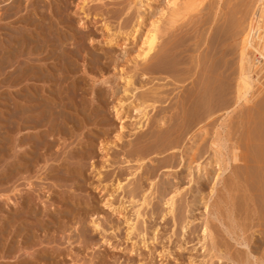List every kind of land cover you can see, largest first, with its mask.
<instances>
[{"label":"rangeland","instance_id":"rangeland-1","mask_svg":"<svg viewBox=\"0 0 264 264\" xmlns=\"http://www.w3.org/2000/svg\"><path fill=\"white\" fill-rule=\"evenodd\" d=\"M32 1H33L32 2L33 6L31 5V3L27 5L26 4L27 1L22 0V3H21L22 12L23 11L29 12V13L32 12L34 4L36 2V4H39L40 7L42 8V9L40 8L39 12L37 10L36 15H35L36 18L39 17L38 14H42L46 18V20L49 21L50 24H53L58 29V31H60L62 34L64 35L66 34V36L68 37H70L71 35V34L69 35V33H72L74 36L76 35V37L71 40L72 41L71 43L66 44L65 48L67 50L68 48L70 49L71 47L72 51L75 49L74 52L76 53L78 50L77 60L75 61V66L77 67L76 68L77 70L73 74H70V75L68 74L66 81L70 80L68 82H70L69 84H71V82H73L74 80L77 81L79 77H82L83 79H85L84 80L85 86L82 89L83 97L85 100H87L86 103L87 102L88 104L92 103L94 106H96L97 104L100 103V101L98 97H94L96 94L91 95V84L94 81V84H95L94 86H97L98 88H100L101 92L103 93L102 97L105 101V103H102L104 104L102 106L103 108L101 107V110L103 111H101L100 114H103L104 117H106L108 121H107V124L86 123L85 126L82 124H78L77 127L74 129L71 125L69 124H68L69 126L66 125L65 126L66 128L69 127L68 128L69 130L67 131L70 132L69 134H71V136H69L68 138L66 137L64 141H62L61 138L59 139L57 137L55 144L57 145V143H59V145L57 146V148L60 146L58 148L59 150H57L56 145H53V149H55L56 151L51 148V150H53L52 153H51V150L45 151V154L44 152L41 153L42 155L41 154H40L41 156L39 155L40 156L39 161L37 159V161L33 162V164L35 163L34 165L30 164L31 166V167L29 166L30 171L29 170L24 171L25 168H22L21 170L24 169L23 171L20 170L19 172H17L15 171V169H12L15 171L14 174L12 171V176L20 175L17 177H11V180L9 181L14 182V183H11V184L9 183L8 185L9 181L2 182L5 184V186H7V189L2 191V189L0 188L1 189L0 193L1 191L2 192L5 191L6 194L8 195L11 194L9 197L14 202L10 200L9 206L7 208L6 205L3 204V200L0 198L1 199L0 206L1 205H3L2 207L5 206L4 208L5 209L7 208V210L8 209L10 210L11 208L13 210H15L14 208L18 209L17 206H18L19 201H23L22 197L24 196V194H28L31 197V198L28 197L29 202L33 200L32 203H29L28 201L25 203V201H23L24 203H19V206L20 204H22L23 210L21 209L22 207H19L18 210L19 211L20 209L21 211L25 210L27 213L28 210L26 209L29 208V211L31 210L32 212L36 210V213H35L36 215L34 214L30 215V217L35 216L32 219L28 216L29 214H32V212L29 213L28 211L29 214L22 216L21 213L23 212L20 211L19 213L18 211L16 213H19V215L21 214V216L20 217L19 215L17 216L20 219L21 217L24 218V220L21 219L22 220L21 221L16 216L15 211L13 212L12 210L11 211L6 210L5 212H3L5 209L0 208L1 210L0 217L3 216L2 218H0L1 221L5 217V214L8 215L7 212H9V215H13V218H12L13 223L12 222L11 223L13 224V226L16 225L15 228L11 226L12 224H10L8 227L6 226L7 228H6L5 233L7 234V236L3 235V238L1 236L0 243H2V246H0V264H9V263L12 264V262L16 264H20L21 260L30 261L33 259L34 261L31 262L32 264H235L234 261H232V258L229 256V253H233L234 250L235 251L237 250V252L240 253L244 257H246V254H247L249 261H253V263L255 262L254 264H264L258 260V257H260L262 253L264 254V209L262 211L260 210L262 209L261 207L262 203L264 205V202H263L264 200L263 199L261 200L260 198L259 200L256 199L258 201L261 200L260 206H258L259 203L257 205V202L255 200L256 205H257V207L255 205L256 209L260 207V209L258 208L259 211L258 210L256 211L255 208L251 207L254 204L251 203L249 197L247 196V193H249V191L247 192L244 190L243 187H241V190H240L241 195H243L246 192L245 193L246 196H244V198L247 197L245 199L250 202V204L249 203L247 204V202L244 199L243 202H245L249 208L245 207V203H243L244 207L246 209L248 208L249 210L247 209L248 210L247 211L244 208V210L241 211L240 209H238V207L236 209L235 208L236 206L234 205L235 206L234 207L233 205H231L232 203L228 201L229 198H226L228 197V195L227 196L225 195L227 191L224 187V185H226L228 180L230 179V173H232L235 170V164H234L235 162L230 161V159L231 160L234 159V157L232 158V156H234L233 149L237 143L240 146L243 145V143H239L240 137H241L240 142L246 141V138L243 139V137H246L245 135H247L246 133L249 131V129L247 128L252 125L251 124L246 128L247 126L246 120L243 121L245 114L247 112V107H249L252 104L256 105L257 109L254 110L255 112L257 110L256 113L254 112V116L256 117L255 122H254L255 130L260 131L261 130L260 127L261 125H263L262 123H264L262 122L263 120L260 118V116L264 114V107H263L264 104L262 106V102L264 103V74H262L264 72V67L262 66L263 61L261 60L259 63L260 65L258 64L259 66H261L260 69L263 68L260 72H257V74L255 72L253 73V71L248 72L249 73L248 76L250 75L248 78L253 87H251V89L249 90V92H247L246 95L249 99L252 100V102L250 101L245 102L246 103V106H245L244 101L242 102V100H240L238 106H233L235 104L233 101L234 95L232 91L231 92L228 91V93L226 94V98H225L227 105L225 104L221 108L222 110L221 109L216 110L212 114V116L206 120L205 122L206 124L204 122L199 124V126L205 125L204 127H206L208 134L206 135L204 134L205 141L203 140V142H201V145H200L203 152L201 153L200 157L197 158V160L191 164V166H194L195 163L198 161L201 163V165H203L204 163L208 162L211 158L214 157L213 150L212 148H210V141L211 139H213L212 136L215 135V130L219 133L221 132L220 134L224 138V144L221 149V152L224 156V159L226 158L228 159V157L230 156L229 157L230 162H228L229 167H227V169L218 178L219 181L214 186L213 193H211L212 195L210 196L208 195L207 197H205L207 208L203 206V200H201V202L199 201L198 204L196 203V205H192V207H189L192 204L191 199L193 196L205 195L209 191L210 185H212L211 175L208 173L207 175L208 178H207L205 173H203L204 171L201 170V173H200L201 179L199 180V182L201 181L203 184V187L201 188L200 183L196 181L197 180L196 175L198 172L195 171V168L191 167V170H193L191 175H186V169L184 167L182 168L183 160L179 159V157L182 155L181 152L183 151L184 146L188 145L189 140L192 137L191 134L198 131L197 130L199 127L198 124L190 127L186 131L185 134H182L184 136H180V137H177L176 132H174L176 129H178L177 126H174L175 129L174 127L172 128L174 129L173 131L172 129H169L170 127H167V125L164 124L163 128H165V131L162 134L163 139L161 141L179 139V144L172 149H167L166 151L157 153L155 151L156 149L153 147L155 144V141H153L152 139L153 136L151 137L145 136L144 139H141L140 141H138L133 135H130L129 129L131 128V124L129 125V123L134 121L135 118L133 116L122 118V120H119L118 118L115 117V115L113 114L114 113L113 109L111 107L115 99L113 98L114 99L113 100L109 96L110 88H108L106 84H103L102 82H100L102 79H105L110 75L111 77L109 76L107 78L108 79L107 83L111 82L110 84H112L113 87L115 85L114 82L120 85L121 79L116 78L120 73L117 70L119 67H121V65L123 66L125 64V60H124L125 57L127 56L129 57L134 54L135 49L137 48L136 43H138L137 39L132 40L131 38H128V41L127 39L124 40L122 44L117 45V47L116 45L108 46L104 44L103 39L104 37H106V34H105L106 32L103 29L102 24L103 23L108 24V26L110 27L109 32L116 31V30H119L121 32L128 31L131 25L134 24L136 8L138 4L137 5L133 4V2H131L130 0H111V1L110 0H92V1H88L87 4L84 6V8L81 10L77 8L78 6L77 4L78 2H80L79 0H32ZM163 1L164 0L162 1L161 0H152V1L144 0L143 1L144 3L148 2L150 4V6L146 9L147 11L144 10V13H145L144 22H147L149 20L147 19L150 16L149 11H151L152 8H154V11L158 9L160 6H162ZM222 1L223 0H219L217 3L218 7L215 10L216 12L215 17H214L215 20H213L211 23H205V24L199 25L200 27L196 30L194 29L192 30L190 28L187 31V34L185 35L187 37L185 41V44H186L185 47L189 48L188 49L189 53H193L191 49L192 47L195 46L196 39L200 35V32L204 31V36L206 39L204 40V43L200 45L198 52L196 51L197 54L200 52L201 55L204 52L210 51L211 49L210 47L212 46V44L214 46L216 45L219 47L215 38H217L218 34L220 35L219 33L220 28L223 27L224 30L225 28H227V30L225 31L220 30V31H223L221 34H223L224 37L227 35L229 26L227 27L225 26L227 24L230 25V23L226 22V19H228L229 22H231L232 17H230L231 15L229 12L228 14L230 16L227 15L229 17H226L225 21L222 19V15L220 16V14H222V11L224 12V9H225L224 6H227L226 3H224L225 5H220L222 4ZM251 1H253V3ZM263 1L264 0H255V1L250 0V4L247 5L248 14L244 20L246 21V24L245 22H243L244 23L243 25L245 27L248 26L247 22H249L251 19H256L257 15L260 12H262L263 8L261 6H262ZM205 2L207 3L208 1H205ZM230 3L233 4V2H230ZM251 3H252V8L250 11L249 8L251 7ZM1 4L2 3H0V5ZM23 4H26L27 6L23 7ZM228 7L231 9L232 6L228 5ZM139 10L142 11L141 8ZM248 10L250 12H248ZM84 13H88L87 18L84 17ZM60 17L63 18V21ZM219 17H221V19ZM65 18L68 20L70 19L71 22L66 20ZM82 21L85 24L84 27H82V24H80V22ZM222 21L224 22L223 24H221ZM67 24L69 25L71 24V25L69 26ZM86 25L88 26L86 27ZM142 27H144V25L141 26V30L144 29ZM75 30H77L76 31L77 33L75 32ZM78 35L79 36L84 35V37L79 39L81 36L78 37ZM123 35L124 33L122 34V36ZM256 35H257L256 38H258L260 42L263 43L264 42V20H263L261 28L259 29ZM89 37L90 38L93 37L92 38L93 41H90ZM213 39L215 40V42ZM239 40L240 39L238 37L236 38V41L234 42H238ZM121 41L122 40L120 39L119 42ZM80 46L82 49H80ZM224 47H226V50H229L230 48H232L228 44L226 45V43ZM123 50L126 53V54L124 53V55L122 53ZM237 52L238 50L224 57L225 59L228 60L230 64V67L227 69V72L231 70L233 71L232 73L229 72V74L231 75L226 80L227 87L229 85L230 90L233 89L234 83H235L234 77H235L236 70L234 69L237 68V61H238ZM90 54L94 56V62H91ZM107 54H108V59L111 57L109 59L110 61L112 57L115 60L117 58L116 65H114L115 63L114 59H112V62H110L107 59ZM193 54H196L195 51ZM248 55H250V52H248ZM95 56L97 57L96 60H95ZM259 56L260 55H258V57ZM217 58H219V56H217ZM257 60H259V58H257ZM160 64L161 63H159L158 65ZM128 65L131 66V63L130 62L126 63V66L124 65L125 67L123 66V68L128 69L129 68ZM160 66H162V64ZM260 69L258 68V70ZM104 70H105V73L103 72ZM162 73L163 72L157 71L154 73H149L146 75L144 74L141 76L140 71L136 70L133 76L135 80L134 84L138 85L139 82L143 83L150 76L151 77L165 76V74L164 73L162 74ZM154 78L147 85L151 83L155 84V82L160 83V82L170 81L169 77H166L162 80L158 78H155V79ZM36 83H38L37 87L40 88L41 84L39 82H36ZM168 83L166 87L165 86L163 87L164 90L171 89L174 86V84H176L177 82L170 81ZM176 85H178L177 88H174L169 93L170 98L167 99L165 102L161 103L160 105L161 106L169 105L168 108H171V109H168L167 112L173 113V115L176 114L177 116H179L180 108H177V107L178 106L180 107V103H181L180 96H182V92L190 86V82L184 81L182 83H177ZM10 87H6V86L4 87L2 84H0V90L2 89V91H0V107H4V105L7 104V102L5 101L7 99L9 103L8 105H5V107L9 106V107H12L11 109H13L14 105H16L17 101L15 100L18 99L17 94H12L15 91H11L16 88L11 87L12 88L11 89ZM11 95H16V96L14 98ZM1 96L3 97L4 100H2ZM4 96L6 97L4 98ZM13 99H15L14 100L15 103ZM9 100L12 101L14 105ZM3 101L6 103H4ZM256 103H258L259 105ZM4 108L2 111H0V118H1L0 122H2L1 121L2 117L5 115V113H8L10 109V108L9 109L6 108L7 110H5ZM3 112H4V115H2ZM176 115L174 117H176ZM80 118H81V115L77 117L78 120ZM220 118L221 119L224 118L225 120L223 119L221 120ZM12 120H13L12 122L16 124L17 123L16 121L18 119L15 116V118L13 117ZM177 120H179V117ZM120 121H123L124 124L126 125V128L123 130L124 135L121 139V142H123L125 146L124 147L120 146L121 144L120 140L117 141L116 145L109 144L108 150H107L108 154L104 156L103 154L105 150L99 147L103 146L104 138L107 137V138L113 139ZM166 122L168 123L169 121L167 120ZM220 123H222L221 126H219ZM244 123L246 125H243ZM26 130L24 129L25 132ZM150 130L152 131V127L150 126H144L142 128V131L146 132L147 134L151 132ZM171 130L173 133L171 132ZM1 131L2 133L0 134V138L1 136L3 137L2 134H4L3 128L2 130L0 129V132ZM35 131L36 129H32L31 134H35L33 133ZM11 135L12 136H10V141H14L13 138L15 139L16 136H21V135L25 136L27 134L26 133L16 134L13 132V134ZM89 136L92 138H90ZM189 136L190 138L189 140H187ZM86 141L88 142V144L89 143L91 144V145L89 144L91 147L90 146L88 147L91 149L89 153L87 152L88 148L86 147V144H87ZM92 141L94 142L91 143ZM140 142L142 143V148H140L141 150L143 149V151H148L149 149L152 151L149 154H147L146 158H144V160L142 161V164L140 165V167H138L134 171V173H130L133 170V168L137 165V162H135L134 160L123 162L122 160L127 159V158L131 159L132 157L128 155V151H130V145H133V149H136L137 147H139L138 145ZM83 143H85L84 144L85 147L84 146L82 147ZM128 143L130 145H128ZM23 147L24 146H22V148ZM81 147L82 149L79 150ZM147 147L149 148L147 149ZM70 148H71V151H70L71 153L68 152ZM85 148H87V150H85ZM25 149L26 148H24L23 151ZM74 149L76 150L73 151ZM9 152L11 153L10 149L7 153L10 155ZM39 152H42V150L38 151V153ZM55 152L57 153L59 152L58 157L60 158V160L59 158L53 159ZM68 153L72 155L70 158L66 157ZM47 154H52L53 156L50 155V157H48V160L46 161L45 155ZM80 154H83V156ZM171 154H174V160H172L173 161L172 165L167 163L170 161L169 155ZM9 155H6L7 160H6V157H4L5 160L2 159L3 162L2 161L0 162L1 164L0 167H2V169L4 167L7 168L8 164L11 162V160H13V158L16 159L15 157L12 156L13 155L12 153L10 156ZM74 156H77V157L79 156L78 162L75 161L77 157H74ZM80 156L83 158H80ZM8 157H13V158L10 159V161H8L9 160ZM113 160H117V161L114 162ZM157 162L160 163V167L155 168L154 173L149 175V179L147 180L142 177V179L139 180L140 177L138 176L146 175L147 171L150 170L152 166H154ZM207 167H209L208 164H207ZM50 168H52L53 170ZM97 171L100 174L97 173ZM57 174L58 176L60 175L59 177L60 179L57 178L58 176H55L58 181L54 177V175H57ZM98 175L100 178L98 177ZM190 177L191 179L189 180ZM117 178L118 180H121V184L123 185L124 189L118 188L114 192H111L110 189H112L115 186ZM99 179L101 182L99 181ZM28 180L32 183L30 186L26 185L30 183ZM161 180L163 182H165L166 180L169 183L170 182L174 183L176 181H179L180 186H181L179 187V193H177L176 196L174 197L172 214L165 213L166 204L163 202L164 201L163 199L162 200L159 199L158 196L156 195V191H155L156 188L157 190L162 189V186L165 185L161 183L162 182ZM138 183L141 184L142 187H140ZM4 184L2 186H4ZM29 187L30 188L32 187V189L33 188L34 189L33 190L31 189L30 191ZM149 187L152 189V191H154V193L151 195L152 198L150 199V203L149 205H146V206L142 205L139 207L140 216L136 218L134 217L135 216L134 210L137 207V205L134 200L138 198L139 192L141 191V189L146 188V191L149 192L150 191ZM129 188L130 189L135 188L134 192L137 193L136 197H134L133 199H130V197L128 196V191L130 190ZM9 191H12V192H9ZM25 191L27 192L25 193ZM199 193H202V194H199ZM220 195L226 196L225 199L227 200L228 204L226 200L223 199L224 197L221 199ZM167 196L168 195H166L165 198ZM219 197L221 199V202H223L222 204L219 201L220 199H218ZM106 198L112 200L113 202L112 205L113 204L116 205L118 203L122 204L121 207L124 208V209L122 208L123 209L122 212L119 214H114L110 212L111 211L110 208L104 204ZM215 198L220 202V204L218 202L219 207L217 208L213 206V202L215 201ZM16 202H18L17 206H16ZM27 203H29L30 205H28ZM13 204L15 205V207ZM24 204H27L28 206L26 205L27 207H24L25 206ZM10 205H13V206L10 207ZM43 205L45 206L44 209L42 207ZM252 209L253 210L255 209L256 212L252 211ZM1 212L4 214H2ZM258 212H263V213L257 214ZM26 216H28V218H26ZM125 217L129 219V222L133 221L136 223V229L133 230L129 234H127L128 230L126 229L127 225H125ZM90 220H95L96 222H98L100 227L97 228L96 230L92 229L93 225L90 222ZM204 222L205 223L207 222L206 224L209 230L207 237L205 238V241H206V243L204 244L206 245L205 249H203V247L201 248V242L198 241L197 239L201 235ZM241 222L245 223L244 225V227L246 226L245 229L243 228L242 225L241 226L243 229H241V226L239 225L241 224ZM25 223H28V227L24 225ZM29 223L31 225H29ZM114 224H117L118 228H115ZM22 225H24V228L25 227L28 228V230L30 228L31 229L29 231L24 230ZM10 226L12 229L10 228ZM110 226H113V228ZM13 228H14V231H13ZM22 228L23 230H21ZM25 231L26 232L28 231L29 233L25 234ZM12 232L13 233L15 232L14 234H12L13 238H11L12 236L11 237L9 236V234L11 235ZM153 232L155 234V238L152 239L151 235ZM28 235H29L28 237L29 241L32 243L25 241V238ZM5 236L6 238H4ZM8 237L9 239L11 238V240H7L6 242V239H8ZM246 237H251V240L247 241L245 239ZM9 241L12 243H10ZM33 241H35V243H33ZM7 243L8 244L10 243V244L8 245ZM28 243L31 245L29 247H24ZM143 243L145 244L148 243V244L143 245ZM4 244L5 246L7 245L8 247L11 244H13V247H15L16 250L15 248L11 250H15V252L13 251V254L14 256L16 255V257L12 256L13 254L11 255V257L7 256L6 253L3 252L7 248V247L4 248L5 247ZM132 246L133 248H131ZM10 247L12 248V245ZM206 248H207V251H206ZM2 252L3 254L4 253L5 254L3 255ZM23 256H30V257L32 256L31 258L33 259H31L30 257H28V259L27 257H25L26 259L25 258L23 259ZM21 257L22 259H20ZM16 260L18 261V263Z\"/></svg>","mask_w":264,"mask_h":264},{"label":"bare ground","instance_id":"bare-ground-1","mask_svg":"<svg viewBox=\"0 0 264 264\" xmlns=\"http://www.w3.org/2000/svg\"><path fill=\"white\" fill-rule=\"evenodd\" d=\"M26 1H27L26 2L27 5L29 3H31V5H32V2H33L32 0H26ZM79 1L80 2H78L77 8L82 10L84 8V6L87 4V2L92 1V0H79ZM130 1L133 2V4H136V5L138 4V5L136 8V15H135L134 24L131 25V27L128 31L121 32L119 30H116L118 32H116V31L109 32L110 27L106 23H103L102 27L106 32L105 33L106 37H104L103 42H104V44H106L108 46L116 45V47H117V45H121L124 40L127 39V41H128V38H131L132 40L137 39L138 43H136L137 48L135 49L134 54L132 56H129V57L127 56L124 58V60H125L124 65L126 66V63L130 62L131 66L128 65L129 66L128 69H124L123 68L124 65L123 66L121 65V67L118 68L117 71H119L120 73L116 78L121 79L120 85H118V83L116 84L114 82L115 85L113 87V85L110 84L111 82L107 83L108 82L107 78L110 75L107 78L102 79L100 81L103 84H106L108 88H110L109 89V96L111 97V99H113V98L115 99L114 103H112V105H111L113 112H114L113 114L115 115V117L118 118L119 120H122V118L131 117V116H133L135 118L134 121L129 123V125L131 124V128L129 129L130 135H133L138 141H140L141 139H144L145 136H148V137L153 136L152 139H153V141H155V144L153 147L156 149L155 151L157 153H160V152L166 151L167 149H172L179 144V139L161 141L163 139L162 134L165 131V128H163L164 124H166L167 127H170L169 129H172L174 126H177L178 129H176L174 131V129H175V127H174V129H172V130L174 132H176L177 137H180V136H184L182 134H185L186 131L190 127H192L193 125H196V124H198V126H199V124H201L203 122L205 123L206 120L209 119L216 110L221 109L225 104L227 105L225 98H226V94L228 93V91L233 92V95H234L233 101L235 103L233 106H238L240 100H242V102L244 101V103L249 102V101L252 102V100L249 99L246 95L247 92H249V90L251 89V87H253L249 78H248L250 76V75L248 76V74H249L248 72L253 71V73L255 72L256 74H257V72H260L263 69V68L260 69L261 66H259L260 65L259 63L261 60L263 61L262 66L264 67V42L262 43V42H260V40L258 38H256V36H257L256 34L259 31V29L261 28L263 20H264V1L262 2V6H261L263 8L262 12H260L257 15L256 19H251L249 22H247L248 26L245 27L243 25L244 24L243 22H245V24H246V21H244V20L248 14L247 13V8H248L247 5L250 4V0H248L249 3L246 0H233V1L232 0L231 1L230 0H223L224 2L222 1V4H220V5H225L224 3H226L227 6H224L225 7L224 12L222 11V14H220V16L222 15V19L224 21H225L226 17H229L230 15H231L230 17H232L231 22H229V20L226 19V22L230 23V25L227 24L225 26V27L229 26L228 27V33L224 37V35L221 34L223 31H220V30H224V29H223V27L220 28L219 33H220L221 37L223 36L224 38L223 37L221 38L219 34H218L217 38H215L219 47L216 45L214 46L212 44V46L210 47L211 48L210 51L204 52V53H202V55L200 52L197 54V52H198V49L200 48V45H202L204 43V40H206L205 36H204V31L200 32V35L198 34L199 36L196 39L195 46L192 47V49H191L192 52L194 53V51H195L196 54L189 53V50H188L189 48L185 47L186 46L185 41L187 38L185 35L187 34V31L190 28L192 30L193 29L196 30L200 27L199 25H202L205 23H211L213 20H215V18H214L215 14H216L215 10L218 7L217 3L219 0H164L162 6H160V5H159L160 7L157 6V7H159L158 9H156L154 11V8H152V10L149 11L150 16L148 18L146 17L147 19H149L147 22H144V20H145L144 10H146L150 6V4L148 2L144 3L143 2L144 0H130ZM205 1H208V2L206 3ZM230 2H233V4ZM251 2L253 3V1H251ZM0 3H2L0 5V84H2L4 87L5 86L6 87H10V86L15 87L16 89H13L11 91H15L16 93L15 92L12 93L11 91L10 92L12 94H17V97H18V99L16 98L17 100L13 99V101L14 100L17 101L16 105H14L15 101L13 103L12 101L9 100L14 105L13 109H11L12 107H9V106L5 107V105H8V103H9L7 101L8 99L5 100L7 102V104L4 105L5 108L0 107V111H2L3 108L5 110H7L6 108H8V107L11 109L10 110L8 108L9 111H8V113H5V115L3 112L2 115H4V116L2 117V120H1L2 122H0V129L2 130V128H3V130H4L3 133L5 134V135L2 134L3 137L1 136V138H0V162L1 161L3 162V160H5L4 157H6V155H9V154H7L9 149L11 150V153L13 154L12 156L16 158V159H14L13 157H8L9 158L8 161H10V159H12V158H13V160H11V162L8 164L7 168L4 167L2 169V167H0V169H2V170H0L1 171L0 172V185H1L0 188L3 191L5 189H7V186H5L4 183H2L3 181L7 182V181L11 180V177L20 176V175H17V176L13 175L12 176V171H13V174L15 173V171L19 172L22 168H25V170L23 169L24 171H26V170L30 171V169H29L31 167L30 164H33V162L37 161V159L39 161V158L42 155L41 153L44 152V154H45V151H48V150L50 151L51 148L53 149V145H56L55 143H56L57 137L59 139L61 138V140L64 141L66 139V137L68 138L69 136H71V134H69L70 132L67 131V130H69L68 129L69 127L66 128L65 127L66 125L69 124L74 129L77 127L78 124H82L84 126L86 123L107 124L108 120L106 117H104L103 114H100V112L103 111V110H101V107L104 105L102 103H105V101L102 97L103 93L101 92L100 88H98L97 86H94L95 85L94 81L91 84V95L96 94L97 96L95 95L94 97H98L99 101H100V103L98 102L99 104H97L96 106H94L92 103H89V104H88V102L86 103L87 100H85L83 97L82 89L85 86V83H84L85 79H83L82 77H79V79L77 81L74 80L75 82L73 81V82H71V84H69L70 82H68L70 80L66 81L67 75L73 74L77 70L76 69L77 67L75 66V61L77 60L78 50L76 49L77 50V53H76V52H74L75 49L72 51L71 47H70V49L68 48L69 50L68 49L66 50V48H65L66 44L71 43L72 42L71 40L74 39L76 37V35L74 36L72 33H69V35L70 34L71 35H70V37H68V36H66V34L65 35L62 34L60 31H58V29L53 24H50L49 21H47L46 18L42 14H38L39 17L36 18L35 17L36 12H37V10L39 12L40 8H41L39 4H36V2H35L36 5L34 4L32 12H30L32 16L30 15L29 12H24V11L22 12V9H21L22 8L21 7L22 0H0ZM252 3H251V7L249 8L250 11L252 8ZM26 4H23V7L27 6ZM228 5L232 6L231 9L228 7ZM140 8L142 9V11L139 10ZM249 10H248V12H250ZM28 11H30V10H28ZM228 12L230 13V15L228 14ZM119 13H121V12H119ZM89 14H90V12H89ZM227 15H229V16H227ZM87 16H88V13H84V17L87 18ZM219 18L221 19V17H219ZM61 19L63 21V18H61ZM66 20H68V19H66ZM68 21H70V19ZM68 21H67V23H68ZM127 21H128V19H127ZM223 23L224 22L222 21L221 24H223ZM80 24H82V27L85 26L83 21L80 22ZM67 25H69V24H67ZM142 25H144V27H142V28H144L143 30H141ZM87 26L88 25H86V27ZM77 30H75V32ZM225 30H227V28H225ZM123 33H124V35L122 36ZM80 36L78 35V37H80ZM82 37H84V35L81 36L79 39H81ZM238 37L240 40L238 42H234V41H236V38H238ZM92 38L89 37L90 41H93ZM188 38H190V37H188ZM120 39L122 40L121 42H119ZM94 40H95V38H94ZM215 40H214V42H215ZM132 43H133V41H132ZM225 43H226V45L228 44L232 48H230L229 50H226L227 46L224 47ZM124 46H125V44H124ZM80 49H82L81 46H80ZM108 49H110V48H108ZM132 49H134V48H132ZM124 50H123V52L120 51L123 53V55L125 53ZM236 50H238V52H237L238 61L236 60L237 61V68L234 69V70H236L235 77H234L235 83H234L233 89L230 90L229 85L227 87V84H226L227 81L226 80L231 75V74H229V72L232 73L233 71L231 70V71L227 72V69L230 67V64H229L228 60L225 59L224 57L228 54L234 53ZM248 52H250L251 56L248 55ZM91 54H92V52H91ZM120 55H122V54H120ZM258 55H260V56L258 57ZM217 56H219V58H217ZM96 58L97 57L95 56V60H96ZM257 58H259V60H257ZM90 59H91V62H94V56L91 55ZM107 59H108V54H107ZM112 59H114V58L112 57ZM112 59H111V61L110 60L109 61L112 62ZM116 60H117V58H116ZM116 60L114 59V61H115L114 65L117 64ZM159 63H161L162 66H160L161 64L158 65ZM114 68H115V66H114ZM258 68L260 70H258ZM136 70L140 71L141 76L144 74L146 75V74L154 73L157 71L163 72L165 74V76H153V77L150 76L149 78L146 79L145 82H143V83L139 82L138 85H135L134 84L135 80H134L133 76H134V73ZM103 72L105 73V70ZM262 74H264V72ZM103 77H105V76H103ZM154 77L161 79V80L166 78V77H169L171 82H177V83H182L184 81L190 82V86L188 88H186L182 92V96H180L181 97L180 107L178 106V104H177L178 107L176 106L177 108H180L179 116H177L176 114L173 115V113L167 112L168 109H171V108H168L169 105L168 106H163V105L161 106L160 105L161 103L165 102L167 99L170 98L169 93L174 88H177V86H178V85H176L177 83L174 84V86L172 85L173 87L171 89H167V90H164L163 87L164 86L166 87V85L170 84V83H168L170 81L160 82V83L155 82V84L151 83V84L147 85L148 83H150L152 81V79ZM36 82H39L41 84V87L39 85L40 88L37 87L38 83H36ZM254 82H255V80H254ZM118 87H120V88H118ZM7 90H9V89H7ZM0 91H2V89ZM10 92H9V94H10ZM106 94H107V92H106ZM11 96H13L15 98L16 95H11ZM5 97L6 96H4V98ZM11 99H12V97H11ZM2 100H4L3 97H2ZM6 102H4V103H6ZM256 104H258V103H256ZM263 104L264 103L262 102V106H263ZM244 105L246 106V103ZM255 109H257L256 105L252 104L249 107H247L246 114L244 113L245 117H244L243 121L246 120V123H247L246 128L249 125H251V124L252 125L247 128V129H249V131L246 133L247 134V135H245L246 137H243V139L246 138V141L242 140L243 142H240L241 141V137H240L239 143H243V145L240 146L237 143L233 149V152H234L233 155L234 156H232V158L234 157V159H232V160L230 159V161L235 162L234 163L235 164V170L233 169L234 171L232 173H230V179L228 180L227 184L224 185V187L227 191L225 195L226 196L228 195V197L220 195L221 199L223 197H224L223 199H225V197L229 198L228 201H230L232 203L231 205H233V206L235 205L236 207L235 206L234 207L236 209L238 207V209H240L241 211L244 210L245 207H248V205H246V203L243 202L244 199L247 197L244 198V196H246V194H245L246 192L244 193L245 195L244 194L241 195V192H240L241 187H243L245 191H247V192L249 191V193H247V196L249 197L251 203L254 204L251 206L252 208L256 209L258 203H259L258 206H260V203H261L260 201L262 199L264 200V126H263L264 123H262L263 125H261L260 131L255 130V127H254V122L256 119V117L254 116V112H255L254 110ZM227 111H229V110H227ZM256 112H257V110H256ZM79 115H81V118L78 120L77 117ZM175 115H176V117H174ZM240 115H241V113H240ZM15 116L18 119L17 121L15 120L17 122L16 124H14L12 122L13 121L12 119H13V117L15 118ZM178 117H179V120H177ZM242 117H243V115H242ZM260 118L263 120L262 122H264V114L261 115ZM222 119L225 120L224 118H222ZM167 120L169 121L168 123L166 122ZM221 125H222V123H220L219 126H221ZM243 125H246V124L244 123ZM243 125H241V126H243ZM144 126L152 127V131L150 130L151 132H149V134L142 131V128ZM204 126L205 125L199 126L197 129L198 131H196L194 133L192 132L193 133V134H191L192 137L190 138V136H189L187 138V140H189V138H190L189 143L187 146H184V149L181 152L182 155L179 157L180 160L181 159L183 160L182 168L184 167L186 169V175H191V173L193 171V170H191V167H192V168H195V171L198 172L196 175L197 176L196 181L199 182V180L201 179V176H200L201 170L204 171L203 173H205L207 178H208V176H207L208 173L211 175V178H212V180H211L212 185H210L209 191L203 196L202 195L193 196L191 199L192 204L189 207H192V205H196V203L198 204L199 201L201 202V200H203V206L205 208H207L205 197H207L208 195L209 196L212 195L211 193H213V188L216 185V183L219 181L218 178L227 169V167H229L228 162H230L229 161L230 156L228 157V159L226 158L227 159L226 160V159H224V156L221 152V149H222L223 144H224V138L220 134L221 132L219 133L215 130V135L212 136L213 139H211V141H210V148H212V150H213L214 157L211 158L208 162L204 163L203 165H201V163L198 161L195 163L194 166H191V164L194 161H196L197 158H199L201 153L203 152L200 145H201V142H203V140L205 139L204 134L205 135L208 134V131L206 130V127H204ZM125 128H126V125L124 124V122L120 121L118 128H117V131L114 134L113 139L107 138V137L104 138L103 146L99 147V148L105 150V152L103 154L104 156H106L108 154L107 150H108L109 144L116 145L117 141H119V140L121 142V139L124 135L123 130ZM24 129L25 130L27 129L26 132L24 131ZM32 129H36V131L33 132L35 134H31ZM172 130H171V132H172ZM13 132L16 134H19V133L25 134L26 133L27 135L16 136L15 139L13 138L14 141H10V136H12L11 134H13ZM1 133H2V131L0 132V134ZM90 138H92V137H90ZM90 138H88V139H90ZM169 139H170V137H169ZM87 141H86V143H87L86 147L88 148L91 144L89 143L90 144L89 145ZM93 142L94 141H92L91 143H93ZM140 143L138 145L139 147H137L136 149H133V145H130L128 143V145H130V151H128V155H130L132 158L131 159L127 158V159L122 160L123 162L129 161V160L130 161L134 160L135 162H137V165L132 170L133 172L130 170L131 171V172L129 171L130 173H134V171L138 167H140V165L142 164V161L144 160V158H146L147 154H149L152 151V150L148 149L149 147H147L148 151H143V149L141 150L140 148H142V143L141 144ZM84 144L85 143H83L82 147L83 146L85 147ZM58 145H59V143H57L56 148ZM22 146H24V147L22 148ZM120 146L124 147L125 144L123 142H121ZM146 146H147V144H146ZM82 147L79 150H81ZM24 148H26L28 150L25 149L23 151ZM58 148H57V150H59ZM87 148H85V150H87ZM20 149L22 150V152ZM40 150H42V152L38 153V151H40ZM53 150H55V149H53ZM53 150H51V153L53 152ZM75 150L76 149H74L73 151H75ZM70 151H71V148L68 152H70ZM90 151H91V149L88 148L87 152L89 153ZM11 153H10V155H11ZM46 153H48V152H46ZM58 153L55 152L54 156L52 154L45 155L46 161L48 160V157H50V155L53 156V159H58L59 158ZM80 155L83 156V154H80ZM71 156L72 155L69 153L66 155L67 158H70ZM74 157H77V156H74ZM169 157H170V161L167 163L172 165L173 164L172 160H174V154L169 155ZM78 158H79V156L77 157V159H75L76 162H78ZM80 158H83V157L80 156ZM51 159H52V157H51ZM6 160H7V157H6ZM59 160H60V158H59ZM61 160H63V159H61ZM113 161L116 162L117 160H113ZM80 162H79V164H80ZM207 164L209 167H207ZM0 166H1V164H0ZM158 167H160L159 162H157L154 166H152V168L147 171L146 175H139L138 176V177H140L139 180L142 179V177L144 179L148 180L149 175L154 173L155 168H158ZM52 168H50V169H52ZM12 169H15V171ZM23 170H21V171H23ZM97 173H99V172L97 171ZM55 176H58V174L54 175V177ZM59 177H60V175L57 178H59ZM98 177H99V175H98ZM227 178H228V176H227ZM55 179H56V177H55ZM190 179H191V177L189 178V180ZM99 181H100V179H99ZM220 181H221V179H220ZM9 183L11 184L14 182L9 181L8 185H9ZM161 183H163L165 185L162 186V189L157 190V188H156V190H155L156 195L158 196L159 199L164 200L163 202L166 204V207H165L166 211L164 210L165 213H171L172 214L174 197L176 196L177 193H179V187H181L180 183H179V181H176L174 183L172 182L173 183L172 184L171 182L169 183L166 180H165V182L162 181ZM199 183H200V187L202 188L203 187L202 182L200 181ZM3 184L5 187L2 186ZM31 184L32 183L30 182L26 185L30 186ZM139 186L142 187L141 184H139ZM102 187H104V186H102ZM12 188H14V187H12ZM118 188L124 189L123 185L121 184V180H118V178H117L115 186L110 190H111V192H114ZM29 189L31 191L32 187L31 188L29 187ZM134 189L131 188L128 191V196L130 197V199H133L137 195V193L134 192ZM244 190H242V191H244ZM2 191L0 193V198L3 200V204H5L6 207L8 208L9 202H10V200H12L9 197L11 194L8 195V194H6L5 191L4 192H2ZM12 191H9V192H12ZM26 192L27 191H25V193ZM153 193H154V191H152L151 188H150L149 192L146 191V188L141 189V191L139 192L138 198L134 200L136 205H137V207L134 210V214H135L134 217L138 218L140 216V208H139L140 206L149 205L150 199L152 198L151 195ZM202 193H199V194H202ZM29 194H30V192H29ZM166 195H168V196L165 198ZM22 196H23V194H22ZM242 196H243V198H242ZM28 197L31 198L28 194H24V196L22 197V200L25 201V203L27 201L29 202ZM220 197L218 199H220ZM259 198L261 199L260 201H258ZM221 199L219 200L220 202H221ZM256 199H258V200H256ZM30 200H32V199H30ZM216 200L217 199L215 198V201L213 202V206L217 208V207H219L220 202L218 200L217 201ZM255 200L257 202V205H256ZM23 201H19V203H24ZM32 201L29 203H32ZM130 201H132V200H130ZM245 201L247 202V204L248 203L250 204V202L248 200L245 199ZM218 202H219V204H218ZM226 202H227V200H226ZM17 203L18 202H16V206H17ZM19 203L17 206L18 209H19V207H22V204H20V206H19ZM29 203H27V204L30 205ZM112 203H113L112 200L107 199V198L104 202V204L110 208V210H111L110 212H112L114 214L121 213L122 210L124 209L123 207H121L122 204L118 203L116 205H114V204L112 205ZM222 203L223 202H221V204ZM243 203H245V207H244ZM27 204H24L25 205L24 207H27L28 206ZM227 204H228V202H227ZM13 205H10V207ZM255 205H256V207H255ZM2 206L3 205L0 206L1 209L5 207V206L4 207H2ZM14 207H15V205H14ZM42 207L44 209L45 206L43 205ZM261 207H262V209H260V207H258V208L262 211L264 209L263 203H262ZM7 208L6 209L4 208L5 210L3 209L4 210L3 212H5L7 210ZM258 208L256 209V211L258 210ZM14 209L15 210H13L11 208L10 210L9 209L8 210L9 211L12 210L13 212L15 211V214L17 216V215H19L21 209L23 210V207L20 209V211L17 208H14ZM255 209L254 210L252 209V211H255ZM26 210L29 211V208H27ZM18 211H19V213H16ZM28 211H27V213L25 210L21 211V212L25 213V214L21 213L22 216L27 215L30 212H32L30 210L28 213ZM245 211H243V212H245ZM13 212H12V214H13ZM95 212H96V210H95ZM7 213H8V215L5 214V217L3 218L2 221L0 219V221H1L0 222V241H1V236H2V238H3V235L7 236V234L5 233L6 228L10 224L13 223L12 222L13 221L12 220L13 215H9V212H7ZM35 213H36V210H34L32 212V214H29L28 216L30 217V215H33V214L36 215ZM123 213H124V211H123ZM259 213H263V212H258L257 214H259ZM2 214H4V213H2ZM21 214L19 215V217L21 216ZM16 216H14V217H16ZM28 216H26V218H28ZM2 217H0V218H2ZM33 217H35V216H33ZM33 217L31 216L30 218L33 219ZM21 219L24 220L23 217H21ZM21 219L19 218V220H21ZM90 222L93 225L92 229L96 230L97 228L100 227L99 223L96 222L95 220H90ZM206 223L204 222V225H203V228L201 231V235L199 237L197 236L198 241L201 242V248L203 247V249H205V246H206V245H204L206 243L205 238L207 237V234L209 231ZM234 223H235V221H234ZM24 225H26V227H28V223H25ZM24 225H22L23 228H24ZM29 225H31V224L29 223ZM114 225H115L114 226L115 228H118L117 224H114ZM125 225H127L126 226L127 227L126 229L128 230L127 234L131 233L133 230L136 229V223L133 221L129 222V219L126 217H125ZM239 225L240 226L242 225L244 229L246 228V226L244 227V225H245L244 222L243 223L241 222V224H239ZM11 226H13V224ZM11 226H10V228H11ZM15 226H13V227L15 228ZM242 226H241V229H243ZM30 227H32V226H30ZM110 227L113 228V226H110ZM14 228H13V231H14ZM17 228H18V226H17ZM23 228L21 230H23ZM25 228H24V230H28V228H26V229ZM153 230H154V228H153ZM28 231L27 232L25 231V234L26 233L28 234L29 233ZM8 232H9V230H8ZM14 233L12 232L11 235L9 234V236L10 237L12 236L11 238H13L12 234H14ZM29 235L26 236V238L28 240L24 237L25 241H27V242H30L29 238H28ZM6 236L4 238H6ZM11 238L9 239V237H8V239H6V242H7V240H11ZM151 238L152 239L155 238L154 232L152 233ZM245 239L247 241H250L251 237H246ZM30 240H31V238H30ZM10 243H12V242H10ZM30 243H32V242H30ZM33 243H35V241H33ZM0 244H1L0 246H2V243H0ZM144 244L145 243H143V245ZM147 244L148 243H146L145 245H147ZM11 245H12V248L10 247ZM11 245L8 247L7 245L5 246V244H4L5 247L3 246L4 248H6V247L8 248V249L6 248L7 251L5 249V251H3V252H5L6 255L10 256V257L13 254V251L15 252V250H16V248L13 247V244H11ZM30 245L31 244L28 243L24 247H29ZM14 248H15V250H11ZM131 248H133V246ZM207 248H206V251H207ZM2 250H4V249H2ZM3 252H2V254H3ZM12 256H14V254ZM229 256L232 258V261H234L235 264L236 263L237 264H254L255 263V262L253 263V261H249L247 254H246V257H244L240 253H238L237 250L236 251L234 250L233 253H229ZM14 257H16V255ZM25 257H27V259H28V257H30V256H23V259ZM20 259H22V257ZM31 259H33V258H31ZM258 260L261 263H264V254L263 253L261 254L260 257H258ZM23 261L21 260L20 264H29V263L32 264L31 262L34 261V259L30 260V261L29 260H23ZM13 263L14 262H12V264ZM17 263H18V261H17ZM14 264H16V263H14Z\"/></svg>","mask_w":264,"mask_h":264}]
</instances>
